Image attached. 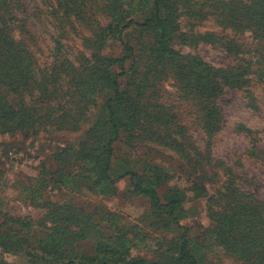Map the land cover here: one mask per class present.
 <instances>
[{
	"label": "rangeland",
	"instance_id": "1",
	"mask_svg": "<svg viewBox=\"0 0 264 264\" xmlns=\"http://www.w3.org/2000/svg\"><path fill=\"white\" fill-rule=\"evenodd\" d=\"M74 1H7L11 13L22 21L23 29L17 39L30 52L37 74L42 71L48 76L57 98L36 103L38 90L32 96L10 97L13 104L22 101L26 108L35 106L39 119L36 131L29 135L0 133V226L4 218H20L31 226L20 231L23 254L3 255L0 251V263L31 264L25 257L30 250L35 255L34 264H41V259L37 260L42 256L39 242L56 231L52 223L49 230L39 225L47 221L45 218L54 217V204H65L76 213L77 223L72 228L89 222L88 238L72 246V252L80 257L95 255L99 243L118 244L122 249L124 243L130 258L156 260L158 249H167L180 233L152 213L148 198L131 193L128 177L108 192L103 189L97 168L89 165L83 171L78 169L79 161L89 153L80 144L86 139L91 141L86 134L97 121H105L103 104L111 94L89 87L86 70L95 58L119 57L122 53L113 40L99 44L110 22L102 0ZM177 1L173 48L184 57L198 58L224 72L244 68L245 85L224 88L214 100L221 120L211 129L203 108L169 70L158 77L152 74L146 95H151L150 101L145 102L150 103L148 110L158 111L156 104L162 106L163 126H159L154 139L139 138L133 147L118 144L115 153L122 160L114 164L113 173H121L129 166L122 162L127 158L137 170L144 160L151 161L159 173L170 176L158 188L160 196L173 188L186 194V219L182 223L191 227V238L203 261L248 264L241 255L222 245L211 228L215 213L242 202L252 201L253 205L250 194L264 203V38L225 22L217 7L220 1L245 4L251 0H190V4L187 0ZM128 39L137 48L141 69L150 65L146 46L152 43V36L132 30ZM152 104L156 106L151 107ZM156 137L161 141H150ZM65 149H69V163L54 158ZM61 168L64 170L59 172ZM80 172L69 186L56 187L60 180ZM226 177L236 182L238 192L222 197L218 191ZM96 182L102 185H94ZM200 190L203 196L195 197ZM229 196L235 199L230 200ZM213 197L219 201L214 203Z\"/></svg>",
	"mask_w": 264,
	"mask_h": 264
},
{
	"label": "trees",
	"instance_id": "2",
	"mask_svg": "<svg viewBox=\"0 0 264 264\" xmlns=\"http://www.w3.org/2000/svg\"><path fill=\"white\" fill-rule=\"evenodd\" d=\"M7 1L0 0V133L24 132L29 135L31 131H36L38 123L36 119H39L35 106L26 108L20 100L17 105L13 104L10 97L21 98L27 94L32 96L34 90H38L36 103H48L57 96L56 92L50 89L48 76L41 73L42 71L37 74L30 52L22 41L17 39V34L23 29L22 21L11 13ZM61 1L65 0H58ZM187 1L191 3L190 0ZM102 2L105 4L110 22L99 44L113 40L122 54L119 57L95 58L93 65L86 70L89 87L94 90L105 89L111 94L106 97L103 104L105 121H97V125L95 124L96 126L94 125L86 134L91 141L86 139L88 144L85 140L80 144L82 148L88 149L89 153L81 160L82 163L79 161L78 169L83 171L89 165L97 168L103 185L102 182L93 184H101L108 192L111 189L114 191V185L128 177L131 193L148 198L151 201L152 213L164 220L165 224L175 226L180 233L167 249H158L157 253L160 255L156 260L130 258L124 243H121L123 249L118 247V244L105 246L99 243L95 255L80 257L72 252V246L76 241L88 238L91 229L89 222L83 223L82 220V226L72 228L77 223L76 213H72L71 208H67L65 204H54V217L45 218L47 221H43L39 226L49 230L52 223L56 232L53 231L54 234L39 242L42 256H38L37 260L41 259V264H211L203 261L201 252L191 238V227L182 223L186 219L184 212L186 194L175 188L169 189L164 196H160L157 191L170 176L159 173L158 168L148 160H144L137 170L132 166L131 159L127 158L122 162L129 166H125L123 172L116 175L114 164L122 160L116 155L118 144L128 143L129 147H133L134 141L139 138L154 139V135H158L159 126H163L165 114L161 112L162 106L155 103L159 109L152 111L148 110L150 103L145 102L150 101L151 95L149 98L146 95L150 89L152 74L156 73L158 77L159 73L164 71L166 73V70H169L183 88L193 94L204 110L207 127L213 129L221 120L219 109L213 105L214 100L222 94L224 88L245 85L243 73L245 69L241 67L238 70L230 69L224 72L210 67L198 58L184 57L173 48L179 10L177 0H102ZM217 4L218 10L221 11L220 16L225 22L229 21L232 26H240L254 33L256 37L260 35L264 38V0H251L245 4L220 1ZM71 9L69 6L68 12H71ZM132 30L148 32L152 36V43L146 46L148 59L152 63L143 69L137 61L139 58L137 48L128 39ZM158 67L161 69L160 72ZM153 105L151 107L156 106ZM100 131L103 133L100 134ZM139 131L142 134L138 135ZM150 141L161 140L156 137V140ZM92 142L94 143L91 144ZM68 152L69 149L61 150L54 158L60 161L63 158V162L69 163ZM63 170L61 168L59 172ZM80 174L81 172L67 176L60 180L56 187L63 189L69 186ZM235 183L232 178L226 177L218 194L227 197L228 194L237 193ZM203 194V190H200L195 197H201ZM38 195L41 196L42 192L39 191ZM249 197L254 200L253 205L252 201L242 202L236 204L233 209L227 207L221 213H215L211 232L222 245L241 255L248 264H264V203L255 199L252 194ZM232 199L235 198L230 197V200ZM24 226L31 227L20 218H4L0 226V251L3 255L23 254L24 239L20 231ZM27 252L25 255L27 261L31 264L36 263L35 255H31L30 250Z\"/></svg>",
	"mask_w": 264,
	"mask_h": 264
}]
</instances>
